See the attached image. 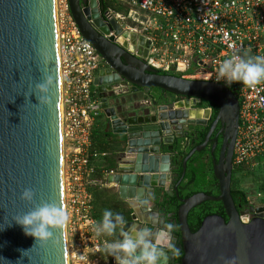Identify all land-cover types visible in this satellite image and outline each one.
Instances as JSON below:
<instances>
[{
    "label": "water",
    "instance_id": "obj_1",
    "mask_svg": "<svg viewBox=\"0 0 264 264\" xmlns=\"http://www.w3.org/2000/svg\"><path fill=\"white\" fill-rule=\"evenodd\" d=\"M86 4L87 0H68L69 12L83 38L112 73L99 72L94 83L107 127L113 134L125 136L123 146L116 153L122 151L116 158L113 173H109V182L141 188L142 199L148 200L147 205L138 208L134 202L126 201L132 213L124 230L129 225L131 229L134 225L137 229H150L161 245V264L175 261L174 254L166 251L171 234L174 245L175 233H179L175 250L178 256L182 254L176 264H232L233 261L234 264H264V217L247 220L244 216L247 210L263 212L264 207L246 205L247 210L239 212L230 194L239 110L234 91L208 80L168 72L159 74L158 69L144 60L146 49L142 56L140 51L135 56L128 49L127 32L117 38L105 37L107 29ZM111 24L119 30L118 24L114 21ZM55 26V0H0V264H66L64 226L54 230L53 240L40 244L35 237L26 235L24 227L13 219L42 202L63 208ZM139 44H143L142 38ZM195 68L192 66L191 70ZM48 77L51 84L45 93L36 85L45 83ZM121 80L132 91L141 88L148 93L150 88H159L165 92L163 96L170 93L187 99L172 103L168 99V104L156 105L166 108L164 113L125 117L114 103L120 95L116 90L122 85ZM45 96L50 102L44 101ZM199 100L218 106L214 124L219 121L221 131L224 129L220 154L212 166L219 194L199 192L179 199L177 211L166 213L165 206L161 207L162 194L177 196V185L169 182L178 174L173 172L176 167L171 165L170 154L161 148L167 146L168 151L172 150L173 131L188 124L204 123L197 119L196 112L200 109H191ZM188 116L195 118L190 120ZM214 124L204 142L184 158L183 168L190 155L206 145ZM25 188L33 190V201L20 198ZM204 201L220 202L227 221L219 215H208L192 232L187 214ZM158 206L160 212L155 210ZM163 218H168L165 224ZM168 225H172L171 231ZM23 251L27 252L22 254ZM109 258L116 264L112 255Z\"/></svg>",
    "mask_w": 264,
    "mask_h": 264
},
{
    "label": "built area",
    "instance_id": "obj_2",
    "mask_svg": "<svg viewBox=\"0 0 264 264\" xmlns=\"http://www.w3.org/2000/svg\"><path fill=\"white\" fill-rule=\"evenodd\" d=\"M102 3L107 5L104 10ZM93 8L107 29L105 37L127 32L131 52L146 49V63L182 77L189 74L225 85L216 81L217 66L224 59L235 53L264 56V0H94ZM55 25L66 264H112L92 256L99 253L100 241L87 189L94 172L89 161L97 155L91 150V129L103 112L94 83L102 58L81 35L68 0H55ZM228 88L239 104L232 168L264 170V81L253 86L237 82ZM248 199L264 206V190Z\"/></svg>",
    "mask_w": 264,
    "mask_h": 264
},
{
    "label": "trees",
    "instance_id": "obj_3",
    "mask_svg": "<svg viewBox=\"0 0 264 264\" xmlns=\"http://www.w3.org/2000/svg\"><path fill=\"white\" fill-rule=\"evenodd\" d=\"M103 10L106 8V4L102 3ZM170 73L171 75L183 74L174 71H163L158 69L159 74ZM191 70H187L186 73H191ZM165 92L161 91L159 88H150L149 92L143 96V98H152L157 101V104H165V99L162 95ZM202 106V104H199ZM99 117H102L100 114ZM196 131V135L190 141L193 144L188 145L185 152L181 150L180 141H176L172 149L171 154L176 152L177 156L183 154L182 160L187 156L193 146L200 144L203 140V136L207 130V126H190ZM125 142V136L123 134H113L106 125L99 126L98 128L92 129L91 132V150L97 155L90 158L89 164L92 166L94 172L92 175V182L88 185L87 189L91 196V211L90 215L94 222L97 223L102 219L103 211L108 209L114 213L121 214L126 223L131 221V209L126 201L121 199L118 195L117 189L109 186L105 181V175L110 170H113L116 166V153L119 151L120 147L123 146ZM162 152L169 153L166 146L162 147ZM177 156L174 157V162H176ZM203 153L194 152L191 157L186 161L184 183L178 186L177 192L178 196L174 195L169 197L163 202V205L169 212H176L180 205L178 198H187L193 194L202 192L207 195L217 196L219 194L218 182L215 179L212 171V166L209 163L203 161ZM181 161H178L179 170L182 169ZM176 164V165H177ZM211 168V171L208 170ZM238 172H245L247 174H261V181L258 186H256L255 191L264 190V170H258L257 173H253L248 168H243L239 171L234 169L231 182L234 180L235 174ZM110 184V183H109ZM230 194L234 201L235 206L244 204L247 202L248 195L246 191L242 188L233 187L231 184ZM208 215H219L227 221V217L223 210L222 204L217 201H204L197 206L193 207L187 214V224L190 231L194 232L198 229L201 221ZM117 237H106L99 236L100 241V251L99 253L107 257V253L103 250L105 241L115 240ZM109 256V255H108Z\"/></svg>",
    "mask_w": 264,
    "mask_h": 264
},
{
    "label": "clouds",
    "instance_id": "obj_4",
    "mask_svg": "<svg viewBox=\"0 0 264 264\" xmlns=\"http://www.w3.org/2000/svg\"><path fill=\"white\" fill-rule=\"evenodd\" d=\"M216 81H223L227 87L237 82L253 86L264 81V56H252L248 53L233 54L217 66ZM50 84L51 77H48L45 83L36 87L46 93ZM38 99L41 102V98ZM43 99L45 102H50L46 96ZM34 195L32 189L25 188L20 198L31 202ZM134 203L136 206H144L148 204V200L137 198ZM13 219L24 227L26 235L35 237L36 242L43 244L53 240L54 230L63 228L67 216L65 210L57 207L55 203L42 202L32 211ZM125 224V218L121 214L108 209L103 211L102 219L93 225L96 236L117 237L112 241L106 240L103 250L113 256L116 264H161V245L155 240L153 232L148 228L133 232L125 231ZM167 227L171 231L172 225ZM26 252L23 251L22 254Z\"/></svg>",
    "mask_w": 264,
    "mask_h": 264
},
{
    "label": "flooded vegetation",
    "instance_id": "obj_5",
    "mask_svg": "<svg viewBox=\"0 0 264 264\" xmlns=\"http://www.w3.org/2000/svg\"><path fill=\"white\" fill-rule=\"evenodd\" d=\"M93 3H94V0H87L86 6L89 7L91 13L95 15L94 8L92 7L93 6ZM101 7L103 8V5H101ZM140 49H141V47L140 48L138 47L136 49V52L139 53V51H140L141 54H142L143 53V50H140ZM134 55L137 56L136 53ZM100 72H102V74H105V75H107V74L109 75V73L112 74L111 71L108 69L107 65L105 64L104 60H102L101 63H100ZM112 77H114V75H112ZM121 83H122V80H121ZM116 91L119 92L120 94L125 93V92H128L132 96H138V95H140V96H142V98H143L144 95H146V93H144L141 88H138L137 91H132V89L130 88V85H128L127 83L124 84V85L122 83V85L120 86V88L117 89ZM97 94H98V92H97ZM162 98L165 99V101H166L165 104H168L167 103L168 99H170L171 103L172 102H178V101H184V100L187 99V97L177 96V95L170 94V93H167L164 96L162 95ZM145 100H147V103L151 104V106L154 107V108L156 107V105H158L157 104V101L155 99L147 98ZM153 102H156L155 105H153ZM195 104L196 105L192 106L191 109H193V110L200 109V114H198L199 111L196 112V114L198 116L197 119L200 120V121H204V123H200V124H188V125H185V126L183 125L184 127L181 130H179L177 132L176 131H173L172 132V137H173L172 146L174 147V144H176V141L179 140V139H181L180 146H181V150H183V152L186 151L188 145H192L193 144L192 143L193 140H191V139L197 134L196 131H194V129L192 127H190V126H193V127L194 126H203V127H206L207 126V130H206L204 136L202 137L203 140L200 143V144H202L204 142L205 137L207 136L208 132L210 131V128L214 124V121H215V119L217 117V114H218V106H216L213 103L207 102L205 100H199ZM199 104H202V106H200ZM150 115H151V113L145 114V115H140V116L146 117V116H150ZM193 118H195V117H193ZM221 129H222V126H221L220 122L217 121L214 124L213 128H212V131H211V133H210V135L208 137V140L206 142V145L201 150L194 151V152L203 153V156H202L203 161L205 163H209L210 162L211 166H213V161L214 160L217 161V159L219 157V154H220L221 146H222V143H223L224 129H223V131H221ZM177 134H178V136H177ZM190 141H192V142H190ZM200 144H197L196 146H199ZM196 146H193L192 149L194 147H196ZM173 147H172V149H173ZM161 150H162V148H161ZM170 151H172V150H169L168 151L169 154H170V159L172 161L171 165L174 166V167H176V170H174L173 172L174 173H177L178 176L176 178H171L169 184L170 185H173V186L174 185H177L176 186V193H177V196H178V192H177L178 186L184 183V175H185L186 162H185V167L183 168V166H182L183 165V160H184V159L182 160V158L184 157L183 154L177 156L176 152H174L173 154H171ZM191 155H190V157H191ZM176 156H177V159H176V162H174V157H176ZM181 160H182V163H181L182 169L179 170L180 167L177 164V162L178 161H181ZM208 170L211 171V168H209ZM233 171H234V168H232V173H233ZM231 184H232V182H231ZM162 196H164L163 198H169L168 196H166L164 194H162ZM163 198H162V204H161V207L162 208L164 207V205H163V202H164ZM178 199H182V198H178ZM246 205H249V206L252 205L253 208H256V207H264V206H258V204H256V202L254 200H249L247 198V202L246 203H244V204H240L239 203L237 205L238 211L239 212H243V211L247 210V208H245ZM164 208H165V212L166 213H170L166 209V207H164ZM159 209H160V206H158L155 210H157L158 212H160L161 209L160 210ZM244 216L247 218V220H251L254 217H259V216L264 217V212H256V211H251L250 212L249 210H247V212L244 213ZM160 219H161V217L157 218V222L158 223L160 222ZM163 220H164L163 221V224H165V222L168 221V218H165V219L163 218ZM151 221H153V218H151ZM172 236H174V235L171 234V238H170V242H169V245H171V247H169V249H166V251L168 252V254L169 253H173L174 254V260L175 261L173 262V264H176L177 261H179L180 258L182 257V254L180 256H178L177 255L178 251L175 250V247H176V244H177L178 238H179V233H175V238H174L175 243H174V245L171 244ZM169 264H172V263H169Z\"/></svg>",
    "mask_w": 264,
    "mask_h": 264
},
{
    "label": "rangeland",
    "instance_id": "obj_6",
    "mask_svg": "<svg viewBox=\"0 0 264 264\" xmlns=\"http://www.w3.org/2000/svg\"><path fill=\"white\" fill-rule=\"evenodd\" d=\"M189 74H186L185 78H191L194 79V75L191 76ZM112 101V100H111ZM116 107L119 110L120 114L129 117V116H139V115H145L149 113H164L166 111V108H157L152 107L151 104L147 103V100L142 98V96H132L128 92L122 93L119 95V97L115 100ZM200 114V111L199 113ZM194 116V115H192ZM104 122L102 119H99V117L96 118L94 121V127L98 128L99 126H103ZM122 152V151H121ZM119 152L116 155V158H118ZM258 170L254 171L253 173H257ZM261 174H247L245 172H238L234 176V180L232 182L233 187L242 188L246 191L249 198H251L252 194L256 190V186H258L259 183L263 182L261 181Z\"/></svg>",
    "mask_w": 264,
    "mask_h": 264
},
{
    "label": "crops",
    "instance_id": "obj_7",
    "mask_svg": "<svg viewBox=\"0 0 264 264\" xmlns=\"http://www.w3.org/2000/svg\"><path fill=\"white\" fill-rule=\"evenodd\" d=\"M96 93H97V89H96ZM98 95V94H97ZM102 114V117H99V119H102L104 124L103 125H106L107 124V118L105 117L104 113L101 112ZM94 127V123H93V126H92V129ZM92 129H91V132H92ZM110 174L109 172L106 173L105 175V181L106 183L109 185V186H112L116 189H118V192H119V195L120 197L124 200V201H127V202H134L137 198H143L144 197V193L142 191L141 188H138V187H131V186H128V187H121V186H118V185H115V183H110L109 182V179H110ZM110 183V184H109ZM137 208L139 206H136ZM142 212V211H140ZM137 230V228L135 227V225L132 227V231H135ZM95 255H98L99 257H101L102 259H109V254L107 255V257L101 253H98V254H93L92 256H95ZM111 261V260H110ZM113 264V263H112Z\"/></svg>",
    "mask_w": 264,
    "mask_h": 264
},
{
    "label": "bare ground",
    "instance_id": "obj_8",
    "mask_svg": "<svg viewBox=\"0 0 264 264\" xmlns=\"http://www.w3.org/2000/svg\"><path fill=\"white\" fill-rule=\"evenodd\" d=\"M188 119L193 120L194 118L192 116H188ZM126 231L132 232L131 225L126 227Z\"/></svg>",
    "mask_w": 264,
    "mask_h": 264
}]
</instances>
